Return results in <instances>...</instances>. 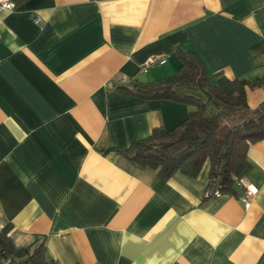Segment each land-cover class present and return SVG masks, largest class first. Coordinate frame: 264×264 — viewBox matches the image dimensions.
<instances>
[{
	"label": "crops",
	"instance_id": "1",
	"mask_svg": "<svg viewBox=\"0 0 264 264\" xmlns=\"http://www.w3.org/2000/svg\"><path fill=\"white\" fill-rule=\"evenodd\" d=\"M187 50L212 79L264 74V0H27L0 10V230L15 248L44 242L56 264H264V140L247 150V203L239 187L205 199L208 161L196 177L164 181L120 153L187 117L189 104L121 87L175 73ZM157 54L165 62L142 72ZM246 99L254 109L264 87Z\"/></svg>",
	"mask_w": 264,
	"mask_h": 264
},
{
	"label": "trees",
	"instance_id": "2",
	"mask_svg": "<svg viewBox=\"0 0 264 264\" xmlns=\"http://www.w3.org/2000/svg\"><path fill=\"white\" fill-rule=\"evenodd\" d=\"M14 6L27 0H10ZM175 73L151 81L133 80L122 85L142 98L167 99L191 105L187 117L170 129L153 128L146 138L133 141L120 153L128 160L154 169L161 180L176 172L196 177L209 162L205 190L236 194L249 169L248 147L264 140V101L251 109L247 88L264 87V74L248 78H228L211 74L195 51L179 53ZM203 88L201 98L184 91ZM207 199V197H205ZM0 258L9 264H56L47 255L44 242L15 248L8 227L0 230Z\"/></svg>",
	"mask_w": 264,
	"mask_h": 264
},
{
	"label": "built area",
	"instance_id": "3",
	"mask_svg": "<svg viewBox=\"0 0 264 264\" xmlns=\"http://www.w3.org/2000/svg\"><path fill=\"white\" fill-rule=\"evenodd\" d=\"M14 8L13 3L10 0H0V10H12ZM34 22L39 23L40 18L35 17ZM165 62V58L163 55H152L146 57L140 64V70L142 72L148 71V69L156 64H162ZM238 186L242 188V196L241 199L247 203L249 199H251L252 195L254 194V190L251 189L249 185H245L243 182H239ZM222 194L219 190H205L204 197L212 198V197H219ZM0 264H9L7 260L0 261Z\"/></svg>",
	"mask_w": 264,
	"mask_h": 264
}]
</instances>
